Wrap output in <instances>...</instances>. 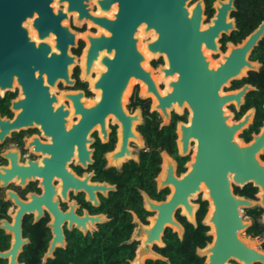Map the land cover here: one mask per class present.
Returning <instances> with one entry per match:
<instances>
[{
	"label": "flooded vegetation",
	"instance_id": "obj_1",
	"mask_svg": "<svg viewBox=\"0 0 264 264\" xmlns=\"http://www.w3.org/2000/svg\"><path fill=\"white\" fill-rule=\"evenodd\" d=\"M99 1L90 0V13L115 28L105 30L86 19L74 23L70 17L77 40L67 78H44L38 95L26 96L17 83L0 92V177H11L6 186L0 181L6 205L0 225L14 222L21 209L17 201L43 197L36 205L40 211L22 216V238L28 243L20 264L31 244L26 232L48 238L41 256L46 264L71 239L93 241L121 229L127 236L120 245L132 251L127 264L144 246L165 261L146 257L143 264L169 263L163 254L167 235L182 242L191 230L205 227L210 210L208 189L202 184L193 193V177H213L214 171L222 172L218 177H236V172L245 177L252 159L264 164V149L260 154L242 150L264 128V74L253 57L258 46L248 56L258 67L244 74L241 53L243 41L264 19L243 32L240 0H122V7L116 1L106 11ZM88 37L108 41L89 71ZM7 123L14 126L6 133ZM232 187L234 196L256 200L257 191L246 190L256 189L252 184ZM161 209L172 214L181 231L165 225L158 242L153 227ZM248 210L240 209L244 221H252ZM192 212L196 225L189 220ZM55 225L65 247L43 262ZM0 230L8 238V247L0 250L5 252L13 234ZM208 232L210 241L196 255L212 242Z\"/></svg>",
	"mask_w": 264,
	"mask_h": 264
},
{
	"label": "water",
	"instance_id": "obj_2",
	"mask_svg": "<svg viewBox=\"0 0 264 264\" xmlns=\"http://www.w3.org/2000/svg\"><path fill=\"white\" fill-rule=\"evenodd\" d=\"M116 1H119L122 7V0H101L98 4L103 11H106L111 3ZM89 2L90 0H0L1 94L13 89L14 83L22 87L26 96L42 94L44 78L50 81L62 76L68 77L69 67L75 62L70 48L76 46L77 40V34L70 27L71 16H74V23L77 20L86 19L100 25L105 30L115 28L105 17H93L89 10ZM263 37L264 21L241 45L243 74L246 70L258 67L248 61V56ZM88 41L86 67L89 71L99 56V52L107 49L108 41L104 37L101 39L88 37ZM117 55V58L121 59L122 53ZM102 62L107 65L110 61L104 57ZM105 76L107 75L105 74ZM247 89L248 87H245L242 92L244 93ZM13 126L7 123L8 129L5 132L7 133ZM250 148L257 149L258 154L263 151L264 128L255 141L248 148L242 150L249 152ZM250 166L252 171L247 172L245 177H241V173L236 171V177L222 175L218 177L217 174H222L218 171L211 172L213 177H193V193L204 184L208 189L206 198L211 204L203 225L209 228L207 234L212 237V242L205 248L197 250V255L205 258V264H233L232 261L235 264H264V251L261 249L263 239L256 241L245 235L241 236L252 225V221H244V215L240 209L260 208L264 210V164L259 159H252L247 168ZM10 179L11 177H0L1 186H6ZM232 183L239 187L252 184L257 189L256 200L234 196ZM49 189L50 193L54 192L51 183H49ZM7 195L8 198L16 200L15 195L10 191L7 192ZM32 199L28 204L16 200L21 209L14 216L12 224L1 221L0 228L8 234H13L11 248L8 251L0 252V259L8 260V264H20L18 262L19 254L22 247L28 243V240L22 238L21 219L24 212L31 213L38 209L36 205L43 201V197L33 196ZM52 206L55 209V215H57L58 211L55 205L50 203V207ZM38 210L40 211V209ZM164 212L163 209L160 210L153 227L158 242L165 225L181 229L173 220L172 214L170 212L164 214ZM39 216L38 214L36 218ZM189 220L196 225L193 212L189 214ZM53 233L55 236L43 262H46L47 258H52L57 248L65 247L64 237L57 225L53 226ZM160 245L162 246V244ZM146 257L165 261L163 257L153 253L150 247L144 246L139 248L138 257L131 264H143Z\"/></svg>",
	"mask_w": 264,
	"mask_h": 264
},
{
	"label": "trees",
	"instance_id": "obj_3",
	"mask_svg": "<svg viewBox=\"0 0 264 264\" xmlns=\"http://www.w3.org/2000/svg\"><path fill=\"white\" fill-rule=\"evenodd\" d=\"M242 13V30L245 33L251 32L262 19H264V0H240ZM253 57L262 64V73L264 74V38L259 43L253 53ZM250 194L257 190L247 188ZM6 205L2 201L0 195V218L4 217ZM204 211L200 214L201 221ZM264 210L255 208L247 211L253 223L246 231V235L251 238L263 239L261 249L264 251V223L262 218ZM208 228L199 225L198 229L191 230L182 242L174 236L167 235V247L163 254L169 258V263L156 261L148 264H205L204 259L196 255V249L202 248L210 241V237L205 235ZM31 238V244L25 248L21 255V262L24 264H41V256L47 248L48 238L42 232H26ZM127 231L121 229L114 231L112 235L106 238L96 237L95 240L78 238L71 239L65 250H58L55 253V258L48 260L46 264H127V259L131 258V246L120 245V242L125 240ZM8 247V238L0 230V250ZM0 264H5V261L0 260Z\"/></svg>",
	"mask_w": 264,
	"mask_h": 264
},
{
	"label": "rangeland",
	"instance_id": "obj_4",
	"mask_svg": "<svg viewBox=\"0 0 264 264\" xmlns=\"http://www.w3.org/2000/svg\"><path fill=\"white\" fill-rule=\"evenodd\" d=\"M263 220H264V216H263ZM241 236H244L243 233L241 234ZM255 240L258 241L259 239L256 238Z\"/></svg>",
	"mask_w": 264,
	"mask_h": 264
}]
</instances>
